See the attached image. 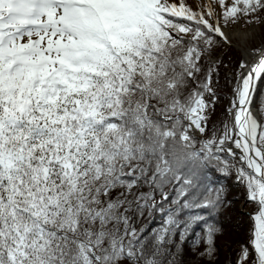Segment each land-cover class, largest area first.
Segmentation results:
<instances>
[{"label": "snow or ice", "instance_id": "snow-or-ice-1", "mask_svg": "<svg viewBox=\"0 0 264 264\" xmlns=\"http://www.w3.org/2000/svg\"><path fill=\"white\" fill-rule=\"evenodd\" d=\"M0 264H264V0H0Z\"/></svg>", "mask_w": 264, "mask_h": 264}, {"label": "trees", "instance_id": "trees-1", "mask_svg": "<svg viewBox=\"0 0 264 264\" xmlns=\"http://www.w3.org/2000/svg\"><path fill=\"white\" fill-rule=\"evenodd\" d=\"M236 193H235V191L234 192H232V193H230V195H235Z\"/></svg>", "mask_w": 264, "mask_h": 264}, {"label": "rangeland", "instance_id": "rangeland-1", "mask_svg": "<svg viewBox=\"0 0 264 264\" xmlns=\"http://www.w3.org/2000/svg\"><path fill=\"white\" fill-rule=\"evenodd\" d=\"M229 243H231V241H229Z\"/></svg>", "mask_w": 264, "mask_h": 264}]
</instances>
